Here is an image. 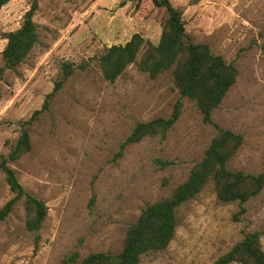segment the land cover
Wrapping results in <instances>:
<instances>
[{"label": "rangeland", "instance_id": "obj_1", "mask_svg": "<svg viewBox=\"0 0 264 264\" xmlns=\"http://www.w3.org/2000/svg\"><path fill=\"white\" fill-rule=\"evenodd\" d=\"M32 1L10 0L0 8V65L5 34L21 26ZM171 1L183 9L192 39L209 43L240 73L214 111V123L183 97L166 138L146 136L118 155L137 122L171 115L181 94L172 71L153 78L136 63L109 81L99 57L137 32L157 44L160 11L151 0H39L34 19L40 42L17 70L0 78V155L10 152L23 122L42 108L63 62L76 70L33 121L32 149L10 161L48 214L36 233L26 227L24 201L16 204L0 222V264H81L90 252H120L129 225L188 177L218 126L244 135L229 167L264 172V0ZM13 196L0 170V209ZM243 206L240 212L239 201H221L210 182L181 206L168 247L144 254L140 264H213L255 230L264 246V189ZM75 251L79 258L69 261Z\"/></svg>", "mask_w": 264, "mask_h": 264}, {"label": "trees", "instance_id": "obj_2", "mask_svg": "<svg viewBox=\"0 0 264 264\" xmlns=\"http://www.w3.org/2000/svg\"><path fill=\"white\" fill-rule=\"evenodd\" d=\"M9 1L0 0V8ZM151 2L161 13L162 32L159 42L154 44L137 32L125 43L108 46L99 57L102 73L105 79L115 81L133 63L153 78L172 71L181 97L175 103L171 115H159L137 122L121 143L118 155H122L129 144L139 142L146 136L159 135L166 138L182 113L183 97L194 100L204 120L214 123V111L221 105L240 73L235 62L227 61L222 54L215 53L209 43L192 39L186 30L183 9L176 7L171 0ZM38 8L39 0H33L21 26L6 32L7 43L2 51L0 78L8 70H17L40 42L39 27L34 19ZM75 70L73 62H63L54 88L47 94L42 108L36 109L32 117L23 122L21 133L12 144L10 152L0 155V170L14 193L0 209V222L14 211L21 200L25 203L28 230L38 233L46 219V202L25 189L10 161L18 160L32 149L33 121L50 107L54 96ZM243 142L242 133L218 126L203 158L192 166L188 177L176 185L169 195L147 204L138 219L129 225L123 249L118 253L90 252L81 259V264H140L144 254L164 250L176 234L181 206L200 194L210 182H213L221 201H239L240 212L245 211L244 203L264 189V172L253 173L229 167ZM261 236L262 232L258 230L246 233L213 264H264ZM79 256L80 253L75 251L69 261H75Z\"/></svg>", "mask_w": 264, "mask_h": 264}]
</instances>
